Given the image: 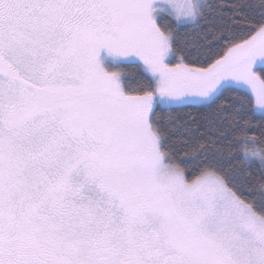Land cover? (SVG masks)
Listing matches in <instances>:
<instances>
[{"label": "snow or ice", "instance_id": "1", "mask_svg": "<svg viewBox=\"0 0 264 264\" xmlns=\"http://www.w3.org/2000/svg\"><path fill=\"white\" fill-rule=\"evenodd\" d=\"M0 264H264V0H0Z\"/></svg>", "mask_w": 264, "mask_h": 264}]
</instances>
